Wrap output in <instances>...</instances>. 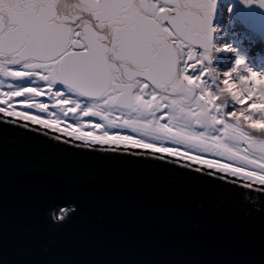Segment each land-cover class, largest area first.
<instances>
[{"label": "snow or ice", "instance_id": "1", "mask_svg": "<svg viewBox=\"0 0 264 264\" xmlns=\"http://www.w3.org/2000/svg\"><path fill=\"white\" fill-rule=\"evenodd\" d=\"M215 5L0 0V145L103 147L264 210V128H253L264 123V73L239 57L229 71L212 66ZM79 209L54 195L49 219L66 224Z\"/></svg>", "mask_w": 264, "mask_h": 264}, {"label": "water", "instance_id": "2", "mask_svg": "<svg viewBox=\"0 0 264 264\" xmlns=\"http://www.w3.org/2000/svg\"><path fill=\"white\" fill-rule=\"evenodd\" d=\"M63 194L80 209L56 225ZM0 264H264V210L103 147L17 136L0 145Z\"/></svg>", "mask_w": 264, "mask_h": 264}, {"label": "flooded vegetation", "instance_id": "3", "mask_svg": "<svg viewBox=\"0 0 264 264\" xmlns=\"http://www.w3.org/2000/svg\"><path fill=\"white\" fill-rule=\"evenodd\" d=\"M212 27L216 47L245 31L264 37V4L261 0H216Z\"/></svg>", "mask_w": 264, "mask_h": 264}, {"label": "rangeland", "instance_id": "4", "mask_svg": "<svg viewBox=\"0 0 264 264\" xmlns=\"http://www.w3.org/2000/svg\"><path fill=\"white\" fill-rule=\"evenodd\" d=\"M217 48L222 50L215 52L211 63L218 71H229L239 57L252 71L264 73V37L245 31L232 37L229 43L220 42Z\"/></svg>", "mask_w": 264, "mask_h": 264}, {"label": "clouds", "instance_id": "5", "mask_svg": "<svg viewBox=\"0 0 264 264\" xmlns=\"http://www.w3.org/2000/svg\"><path fill=\"white\" fill-rule=\"evenodd\" d=\"M253 128H264V123H256L253 125ZM257 210H259V208Z\"/></svg>", "mask_w": 264, "mask_h": 264}]
</instances>
